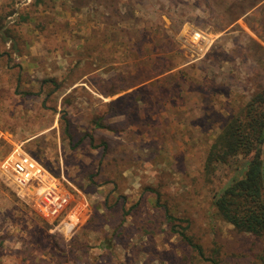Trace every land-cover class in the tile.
<instances>
[{"label": "rangeland", "instance_id": "1", "mask_svg": "<svg viewBox=\"0 0 264 264\" xmlns=\"http://www.w3.org/2000/svg\"><path fill=\"white\" fill-rule=\"evenodd\" d=\"M263 88L264 0H0V264H264L212 204L231 166L203 172ZM17 147L88 203L73 231L4 168Z\"/></svg>", "mask_w": 264, "mask_h": 264}, {"label": "trees", "instance_id": "2", "mask_svg": "<svg viewBox=\"0 0 264 264\" xmlns=\"http://www.w3.org/2000/svg\"><path fill=\"white\" fill-rule=\"evenodd\" d=\"M221 166L231 169L212 193L217 214L237 231L264 238V88L232 111L208 147L203 166L206 177L211 179ZM171 228L201 252L187 233L176 230L175 225Z\"/></svg>", "mask_w": 264, "mask_h": 264}, {"label": "built area", "instance_id": "3", "mask_svg": "<svg viewBox=\"0 0 264 264\" xmlns=\"http://www.w3.org/2000/svg\"><path fill=\"white\" fill-rule=\"evenodd\" d=\"M3 166L20 186L33 194L36 209L42 216L55 219L64 214L63 226L67 232L82 223L85 213L89 211L88 203L82 200L68 211L73 196L64 176L54 175L41 161L21 147L6 157Z\"/></svg>", "mask_w": 264, "mask_h": 264}, {"label": "crops", "instance_id": "4", "mask_svg": "<svg viewBox=\"0 0 264 264\" xmlns=\"http://www.w3.org/2000/svg\"><path fill=\"white\" fill-rule=\"evenodd\" d=\"M50 170V169H49ZM51 171V170H50ZM52 172V171H51ZM53 173V172H52ZM54 174V173H53Z\"/></svg>", "mask_w": 264, "mask_h": 264}]
</instances>
